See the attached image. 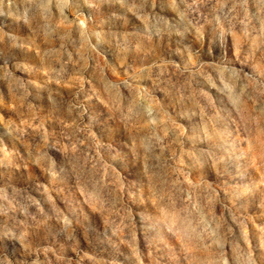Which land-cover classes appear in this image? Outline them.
<instances>
[{
    "label": "rangeland",
    "instance_id": "374dc122",
    "mask_svg": "<svg viewBox=\"0 0 264 264\" xmlns=\"http://www.w3.org/2000/svg\"><path fill=\"white\" fill-rule=\"evenodd\" d=\"M0 264H264V0H0Z\"/></svg>",
    "mask_w": 264,
    "mask_h": 264
}]
</instances>
